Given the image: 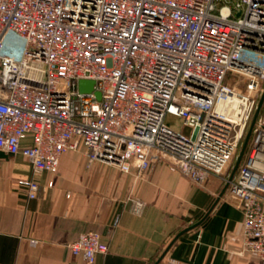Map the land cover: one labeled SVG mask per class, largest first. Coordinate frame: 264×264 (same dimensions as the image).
Here are the masks:
<instances>
[{
  "label": "built area",
  "instance_id": "2783aa9c",
  "mask_svg": "<svg viewBox=\"0 0 264 264\" xmlns=\"http://www.w3.org/2000/svg\"><path fill=\"white\" fill-rule=\"evenodd\" d=\"M80 79L95 89L80 92ZM263 91L264 0H0V150L27 157L34 172L57 173L62 155L83 145L89 165L137 176L154 162L198 184L219 176L241 203L259 264L264 104L229 178ZM19 183L32 196L40 188ZM131 202L141 214L146 202ZM69 247L88 264L109 250L94 230Z\"/></svg>",
  "mask_w": 264,
  "mask_h": 264
},
{
  "label": "crops",
  "instance_id": "0c3cea01",
  "mask_svg": "<svg viewBox=\"0 0 264 264\" xmlns=\"http://www.w3.org/2000/svg\"><path fill=\"white\" fill-rule=\"evenodd\" d=\"M5 154L0 264H88L69 243L89 230L109 245L94 264H155L176 236L158 264H259L246 248L244 212L229 188L205 217L226 185L219 176L198 184L162 162L137 176L102 161L89 165L83 145L62 155L57 173L34 172L27 157ZM26 178L40 186L34 196L19 183ZM132 198L146 202L141 214L132 211Z\"/></svg>",
  "mask_w": 264,
  "mask_h": 264
},
{
  "label": "water",
  "instance_id": "95a60500",
  "mask_svg": "<svg viewBox=\"0 0 264 264\" xmlns=\"http://www.w3.org/2000/svg\"><path fill=\"white\" fill-rule=\"evenodd\" d=\"M95 86H96V81L94 79H80L79 80V90L80 92H91L95 89ZM96 95H97V98L98 99H101V93L100 91H97L96 92ZM264 104V91H263V94L260 98V102H259V105H258V108L253 116V119L251 121V124L249 126V129L246 133V136L244 138V141H243V144H242V147H241V150L238 154V157L236 159V162L234 164V167L231 171V174H230V180H232L234 178V175L235 173L237 172L244 156H245V153H246V150L248 148V145H249V142H250V139H251V136H252V132H253V128H254V125L256 123V120L258 118V115L261 111V108ZM196 133H197V130H195L194 132V135H193V138H195L196 136ZM0 156H6V154L2 151H0ZM229 187V182L226 183L224 189L222 190L220 196L217 198L216 202L213 204V206L211 207V209L207 212L206 216L207 217L209 215V213L213 210V208L215 207V205L217 204V202L219 201L220 197L223 196L224 192L226 191V189ZM189 229V228H187ZM187 229H185L184 231H186ZM179 236H176L174 238V240L172 241V243L170 244V246L174 243V241L178 238ZM170 246L167 248V250L170 248ZM167 250L162 254V256L158 259V261L155 263V264H158L164 257V255L166 254Z\"/></svg>",
  "mask_w": 264,
  "mask_h": 264
},
{
  "label": "rangeland",
  "instance_id": "374dc122",
  "mask_svg": "<svg viewBox=\"0 0 264 264\" xmlns=\"http://www.w3.org/2000/svg\"><path fill=\"white\" fill-rule=\"evenodd\" d=\"M167 123L172 127V128H174V129H176V130H181V131H183L184 133H186V134H190V132H191V128H189V127H183V119L182 118H179V117H176V116H174V115H168L167 116ZM242 147V146H241ZM248 149H249V145H248V148H247V150H246V153H247V151H248ZM241 150V149H240ZM246 153H245V156H246ZM245 156H244V158H245ZM243 158V159H244ZM243 161V160H242ZM235 162H236V160L234 161V164H235ZM233 169V168H232Z\"/></svg>",
  "mask_w": 264,
  "mask_h": 264
}]
</instances>
